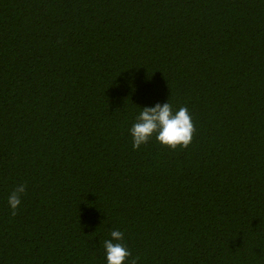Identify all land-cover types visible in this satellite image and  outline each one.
Here are the masks:
<instances>
[{
  "label": "trees",
  "instance_id": "1",
  "mask_svg": "<svg viewBox=\"0 0 264 264\" xmlns=\"http://www.w3.org/2000/svg\"><path fill=\"white\" fill-rule=\"evenodd\" d=\"M0 264H264V0H0Z\"/></svg>",
  "mask_w": 264,
  "mask_h": 264
}]
</instances>
